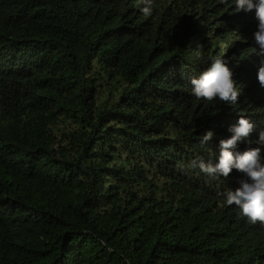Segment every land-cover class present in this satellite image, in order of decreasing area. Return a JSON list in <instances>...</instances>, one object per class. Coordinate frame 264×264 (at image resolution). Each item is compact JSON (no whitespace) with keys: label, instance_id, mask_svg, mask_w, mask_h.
I'll list each match as a JSON object with an SVG mask.
<instances>
[{"label":"trees","instance_id":"trees-1","mask_svg":"<svg viewBox=\"0 0 264 264\" xmlns=\"http://www.w3.org/2000/svg\"><path fill=\"white\" fill-rule=\"evenodd\" d=\"M141 6L0 0V264H264V224L220 196L243 174L187 167L237 116L264 127L255 9ZM209 53L245 85L238 104L190 94Z\"/></svg>","mask_w":264,"mask_h":264},{"label":"clouds","instance_id":"clouds-1","mask_svg":"<svg viewBox=\"0 0 264 264\" xmlns=\"http://www.w3.org/2000/svg\"><path fill=\"white\" fill-rule=\"evenodd\" d=\"M227 4L233 12H252L255 9L257 20L253 33L259 51L254 49L259 62L257 64L256 80L264 88V0H219ZM140 12L145 17L153 14V0H141ZM234 6V7H233ZM202 58V54H201ZM207 66L190 83V94L197 100L207 102H222L225 105H236L243 94L245 85L238 82L229 61L225 56L208 54ZM256 123L244 115L237 116L235 123L227 126L228 135L218 140V154L215 160H205L197 155L187 165L190 169H199L209 179L227 178L235 170L243 176L238 180V186L228 188L222 193L226 205H235L239 215L247 218L253 224H264V127L256 132ZM215 137L212 130H207L200 138L201 145H207ZM248 145L240 149L239 145Z\"/></svg>","mask_w":264,"mask_h":264}]
</instances>
